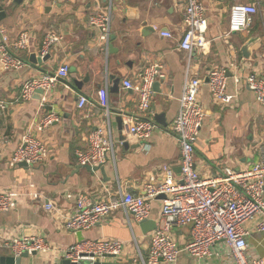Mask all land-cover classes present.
<instances>
[{"label":"crops","instance_id":"obj_1","mask_svg":"<svg viewBox=\"0 0 264 264\" xmlns=\"http://www.w3.org/2000/svg\"><path fill=\"white\" fill-rule=\"evenodd\" d=\"M240 1L256 4L258 13L246 29L229 33L231 2L201 0L207 16V45L203 51H185L178 48L185 0H0L5 11L0 31L11 38L21 31L29 34L26 49H11L23 60V66L16 70L0 68V99L7 105L0 113V191L13 189L24 192L26 197L15 209L0 212V255L14 256L10 248L12 237L40 235L48 249L22 257L21 264H60L63 251L79 239L114 238L124 243L123 253L106 261L142 264L139 259L134 261L136 247L147 254L151 231L143 234L140 223L123 210L82 232L64 230L63 221L81 192L94 198L117 197L120 186L129 193L141 194L144 183L152 176L161 178L163 165L178 174L180 151L170 129L183 83L193 76L204 81L213 67L227 68L226 91L233 99L230 105L216 103L206 83L201 85L199 101L205 116L194 145L196 168L203 175H217L225 166L244 169L262 161L264 110L244 78L251 72L264 77V0ZM109 7L113 39H109L105 50L88 18ZM147 27L152 30L146 31ZM161 31L170 32L172 37L162 36ZM48 32L62 38L48 48L46 61L33 65L29 56L40 55ZM110 45L115 50L111 53ZM154 61L164 65L167 78L155 90L149 114L137 109L136 93L125 90L122 82L137 80L142 68ZM61 64L68 66L64 81L54 83L40 99L35 95L25 102L19 99L25 80L53 74ZM110 76L119 78L117 90H111ZM233 76L239 82L235 83ZM75 80L83 82L78 89L74 88ZM79 95L88 100L81 108L77 105ZM106 103L108 115L104 114ZM49 113L57 120L43 132L31 130L34 137L43 139L47 158L33 166L9 167L8 161L22 135L30 131L33 121ZM155 115H162V123L154 120ZM125 117L151 119L155 123L152 135L137 138L128 134L122 125ZM99 127L114 143V162L103 164L107 181L99 171L90 173L78 168L75 156V150L86 148L87 135ZM36 192L37 199L26 195ZM46 201L54 202V211L44 208ZM161 205L160 198L152 201L148 220L158 223ZM246 226L250 230L248 254L252 259L264 260V233L254 230L252 222ZM170 235L182 247L191 238V226H173ZM226 250L220 241L203 261L182 251L176 264H232Z\"/></svg>","mask_w":264,"mask_h":264},{"label":"built area","instance_id":"obj_2","mask_svg":"<svg viewBox=\"0 0 264 264\" xmlns=\"http://www.w3.org/2000/svg\"><path fill=\"white\" fill-rule=\"evenodd\" d=\"M231 2L228 17V32L234 33L246 29L258 13L254 3H243L240 0ZM88 22L97 29V39L107 50L110 39L111 8L97 10L89 16ZM183 30L178 48L189 51H203L207 45V16L201 0H185ZM164 37L171 38L168 31H161ZM61 35L54 32L45 34L40 48V56L47 54L48 48L58 42ZM29 42L27 31H21L11 38L0 31V68L16 70L23 66V60L16 57L11 49H26ZM227 68L213 67L207 72V81L193 76L188 77L182 87L178 99L179 107L171 124V132L175 135L180 161L178 174L168 165H163L160 179L151 177L142 187L141 194H132L118 186V196L92 197L81 192L75 197V206L70 215L63 221V229L71 232L85 231L110 217L121 209L132 215L134 221L140 223L150 217L151 203L158 196L161 198L160 218L156 228L150 232L147 254L136 247L137 256L142 264H176L180 252L203 261L212 254L216 243L223 242L228 253V262L232 264H264L263 259H252L247 252V236L250 233L246 226L253 223L254 230L264 233V150L262 161L251 163L244 169L228 166L222 168L217 175H203L196 168L194 145L204 120V109L199 101L200 87L206 83L212 101L230 105L233 95L227 89ZM68 75L67 64H61L53 74L33 77L25 80L20 87L19 99L22 102L32 98L37 89L43 93L54 83L64 81ZM234 82H239L238 77ZM167 78L164 65L159 61L151 62L142 68L137 80L124 79L125 90L134 91L137 95V109L151 113V103L156 94L154 84L163 83ZM247 88L254 94L256 102L264 110V77L251 72L244 78ZM88 102L84 95L78 96L77 105L83 107ZM6 102L0 99V113L5 109ZM108 115V105L104 108ZM57 117L53 113L36 119L30 131L21 137V143L13 151L8 165L15 167L19 162L33 166L43 162L48 156V149L42 138L34 137L31 130L43 132ZM123 128L128 134L137 138L149 137L155 129V123L149 118L125 117ZM86 148L75 150L80 165H103L114 162V143L108 138L103 128H97L86 137ZM149 147V146H148ZM147 147V148H148ZM112 160H109L111 159ZM31 199L39 194L27 193ZM25 193L9 189L0 191V212L13 210L25 199ZM44 208L54 211L55 204L46 201ZM191 226V238L182 247L171 237L173 226ZM12 253L15 257L23 252L44 253L48 249L47 242L40 235H23L12 237ZM124 243L121 240L84 239L68 246L62 253V259L80 264H94L122 255ZM226 250V251H227ZM55 264V263H53Z\"/></svg>","mask_w":264,"mask_h":264},{"label":"water","instance_id":"obj_3","mask_svg":"<svg viewBox=\"0 0 264 264\" xmlns=\"http://www.w3.org/2000/svg\"><path fill=\"white\" fill-rule=\"evenodd\" d=\"M5 17V11H4V8L0 5V20H2L3 18ZM152 30L151 28L147 27L146 28V31H150ZM110 39L112 40L113 39V36L110 37ZM108 51L109 53L115 51L113 50V47L112 45H110L108 47ZM49 58V54H46L44 56H37L36 54L32 53L30 56H29V62L33 65L35 64H40L41 62H44L46 61L47 59ZM110 78L112 79V87H111V90H117V86H118V83H119V78L116 77V76H110ZM87 78H85L83 80L86 81ZM205 82L207 81V78L205 77ZM82 81H77L75 80L74 81V88L75 89H78L82 86ZM158 86H159V83L156 82L154 84V89L156 91H158ZM43 94V91L41 89H37L33 95H35V97H37L38 99H40L41 95ZM154 120H156L158 123H162V115H155L154 116ZM121 127V125H120ZM18 166H24V167H27V165L24 163V162H19L17 164ZM78 168H85L88 172L90 173H93L94 171H99L101 173V175L103 176V180L107 181V179H105V176H104V165H95V166H91V165H88V164H85V165H78ZM180 171V168L178 167V173ZM157 198H163V195H160L158 196ZM140 228H141V231L143 234H147L148 232L154 230L156 228V223L152 220H144L142 222H140ZM78 232H82V231H78ZM85 238H82V239H79L78 242L84 240ZM32 255H35L36 252H32L31 253ZM28 254L27 252H23L21 254V256L19 257H14V256H11L9 254H3V255H0V264H21V259L22 257H27ZM60 264H77L75 262H71L70 260L68 259H62L60 261ZM80 264H89L87 262H82ZM94 264H112L110 261H102V262H95Z\"/></svg>","mask_w":264,"mask_h":264}]
</instances>
